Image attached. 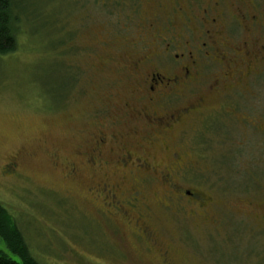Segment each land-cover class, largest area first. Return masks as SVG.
Here are the masks:
<instances>
[{
	"label": "rangeland",
	"instance_id": "rangeland-1",
	"mask_svg": "<svg viewBox=\"0 0 264 264\" xmlns=\"http://www.w3.org/2000/svg\"><path fill=\"white\" fill-rule=\"evenodd\" d=\"M159 1L14 0L17 49L0 56V203L40 264H157V258L137 247L124 246V257L122 246L116 244V237H126L128 229L119 220L111 222L102 211V201L90 193L108 179L106 172L94 175L89 167H80L74 176L69 172L72 164L88 156L99 131H116L123 122L122 131L131 143L139 140L132 133L134 123L124 122L133 85L125 55L114 48L125 51L152 43L141 30ZM248 3L252 6L246 13L260 19L256 32H264V0ZM112 55L119 64L110 60ZM262 72L246 89L257 96L240 101L249 109L264 111V68ZM205 91L202 86L195 92ZM191 134H181L179 141L190 146ZM202 135L200 146L205 145ZM162 144L145 145L156 164L165 160ZM113 149L120 152L122 146ZM229 151L218 147L211 151V195L226 205L241 197L261 202L264 176L259 172L264 162L251 159L250 150H242L236 159ZM201 152L196 150L193 156H203ZM224 153L228 159L220 165ZM203 166L206 171V161ZM107 172L111 182L120 181L113 170ZM198 180L197 188L206 192V181ZM215 209L221 222L218 229L156 204L150 209V222L162 246L179 263L264 264V230L251 217ZM187 238L190 244L178 247L175 241ZM0 251L19 262L1 238Z\"/></svg>",
	"mask_w": 264,
	"mask_h": 264
},
{
	"label": "flooded vegetation",
	"instance_id": "flooded-vegetation-1",
	"mask_svg": "<svg viewBox=\"0 0 264 264\" xmlns=\"http://www.w3.org/2000/svg\"><path fill=\"white\" fill-rule=\"evenodd\" d=\"M249 1L170 0L169 5L161 0L141 30L152 43L125 51L114 48L125 55L129 82L134 86L133 98L125 103L124 122L134 123L132 133L139 140L131 143L128 133L122 131L123 122L116 131H99L88 156L72 164L69 174L76 175L80 167L91 168L94 175L106 172L108 179L98 182L90 193L102 201V211L111 222L119 220L128 229L126 237H116L124 257L131 246L157 258V264H186L173 258V252L159 241V232L150 222L152 204L183 211L186 217L216 229L221 222L215 208H225L251 217L264 230V193L261 202L241 197L234 205H226L210 192L211 151L216 147L230 150L234 159L242 150H250L251 159L264 162V111L240 102L257 96L246 89L262 76L264 68V32L254 28L260 19L246 13L252 6ZM243 28L246 31L238 34ZM110 60L117 62L113 55ZM202 86L204 94L195 92ZM185 132H192L190 146L179 141ZM201 135L203 146L197 144ZM158 141L163 142L162 164H156L157 158L145 150L147 143ZM114 146H122V150L116 152ZM199 149L205 154L194 157ZM226 159L227 154H222L218 164H225ZM111 170L120 177L118 183L109 180L107 171ZM259 173L264 176V170ZM198 179L206 181V192L197 188ZM175 242L183 249L191 241Z\"/></svg>",
	"mask_w": 264,
	"mask_h": 264
},
{
	"label": "trees",
	"instance_id": "trees-1",
	"mask_svg": "<svg viewBox=\"0 0 264 264\" xmlns=\"http://www.w3.org/2000/svg\"><path fill=\"white\" fill-rule=\"evenodd\" d=\"M14 0H0V56L13 54L17 49L18 20L13 14ZM60 40V38H58ZM60 46L62 40L58 41ZM0 238L19 262L0 251V264H40L32 256L25 239L13 218L0 203Z\"/></svg>",
	"mask_w": 264,
	"mask_h": 264
}]
</instances>
